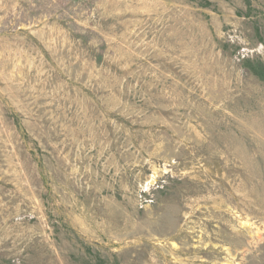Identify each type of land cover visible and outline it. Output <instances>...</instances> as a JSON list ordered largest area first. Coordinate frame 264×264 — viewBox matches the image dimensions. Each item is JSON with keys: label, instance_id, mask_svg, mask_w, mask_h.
Wrapping results in <instances>:
<instances>
[{"label": "rangeland", "instance_id": "374dc122", "mask_svg": "<svg viewBox=\"0 0 264 264\" xmlns=\"http://www.w3.org/2000/svg\"><path fill=\"white\" fill-rule=\"evenodd\" d=\"M0 264H264V0H0Z\"/></svg>", "mask_w": 264, "mask_h": 264}]
</instances>
